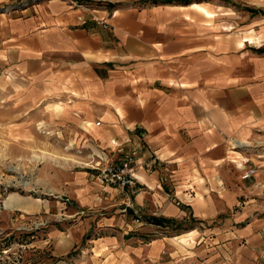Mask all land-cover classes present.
Masks as SVG:
<instances>
[{
	"label": "crops",
	"instance_id": "obj_1",
	"mask_svg": "<svg viewBox=\"0 0 264 264\" xmlns=\"http://www.w3.org/2000/svg\"><path fill=\"white\" fill-rule=\"evenodd\" d=\"M108 3L39 0L0 17V70L29 101L92 161L135 151L148 165L130 200L95 184L142 222L88 239L78 264H264V0ZM151 217L192 224L173 233ZM74 242L54 227L29 246L57 259Z\"/></svg>",
	"mask_w": 264,
	"mask_h": 264
},
{
	"label": "rangeland",
	"instance_id": "obj_2",
	"mask_svg": "<svg viewBox=\"0 0 264 264\" xmlns=\"http://www.w3.org/2000/svg\"><path fill=\"white\" fill-rule=\"evenodd\" d=\"M38 1L0 4V17L13 13L9 12L11 6ZM108 1L112 0H82V4L101 9L107 7ZM27 91L26 82H18L16 77L0 70V252L9 250L5 264L85 262L80 250L88 239L110 232L118 235L129 232L142 222L140 213L124 203L106 206L92 195L96 183L118 189L122 199L130 200L132 194L126 191L124 196L119 188L100 182L92 168L96 161L81 146L69 141L73 135L60 131L58 114L53 118L45 112L43 102L33 105ZM13 197L19 199L16 205L40 208L34 213L7 209ZM191 224L192 221L186 220L159 225L168 227L170 232L183 233ZM54 227L65 229L75 241L57 257L62 262L52 258L46 245L29 246L32 241L45 239ZM185 235L176 240L185 242ZM33 258L35 261H31Z\"/></svg>",
	"mask_w": 264,
	"mask_h": 264
},
{
	"label": "built area",
	"instance_id": "obj_3",
	"mask_svg": "<svg viewBox=\"0 0 264 264\" xmlns=\"http://www.w3.org/2000/svg\"><path fill=\"white\" fill-rule=\"evenodd\" d=\"M28 5H14L10 7L9 12H16L17 10L21 8H25ZM95 126L98 125V122L94 123ZM113 144V142L111 141ZM134 152H130L128 156H124L121 160L117 162H106L101 161L100 159H96V162H94L93 169L96 171V176L99 178L100 182H105L108 185L119 188L121 190L127 189L129 194H133L135 192V188L133 187L136 182V171L138 169H145L148 167V165H144L138 167L134 163ZM243 173L241 174L240 178L242 180L249 178L251 175L254 174V169H242ZM137 221V220H135ZM8 251H2L0 252V264H5L8 257ZM18 264V263H17Z\"/></svg>",
	"mask_w": 264,
	"mask_h": 264
},
{
	"label": "trees",
	"instance_id": "obj_4",
	"mask_svg": "<svg viewBox=\"0 0 264 264\" xmlns=\"http://www.w3.org/2000/svg\"><path fill=\"white\" fill-rule=\"evenodd\" d=\"M150 222L153 224H163V223H169L170 221L168 219H164V218H156V217H151L149 218Z\"/></svg>",
	"mask_w": 264,
	"mask_h": 264
}]
</instances>
